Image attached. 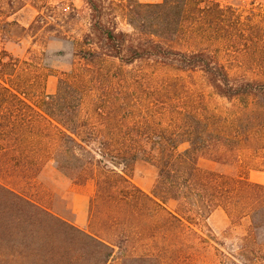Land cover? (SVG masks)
I'll list each match as a JSON object with an SVG mask.
<instances>
[{
    "label": "trees",
    "instance_id": "obj_1",
    "mask_svg": "<svg viewBox=\"0 0 264 264\" xmlns=\"http://www.w3.org/2000/svg\"><path fill=\"white\" fill-rule=\"evenodd\" d=\"M83 1L88 9V25L74 54L85 63L95 64L107 58L122 65L147 61L177 74L198 72L211 93L231 105L218 110L193 101V95L189 105L169 114L158 135L145 130L144 134L150 135L97 139L92 153L86 148L90 141L54 117L49 106L54 94L46 95L48 99L42 103L48 105L41 107L49 117L46 120L49 124L55 120L56 124H52L64 140L83 150L78 174L84 180L94 178L97 182L88 205L87 229L59 221L49 210L18 194L26 205L56 220L58 228L64 225V238L74 247L63 248L56 239H45L36 229L32 232L24 219L20 220L24 226L22 243L28 244L30 250L22 254L6 249L0 254L2 264H12L17 257L29 260L27 264H108L116 259L121 236L126 234L129 240L139 234L141 238L153 239L158 229L162 237L170 230L166 248L170 256L173 253V264L185 259L196 264L201 251H206L210 262L216 257L219 264L264 262V184L252 182L242 174L203 168L198 163L202 157L221 163H243L241 157L247 152L264 153V0L240 5L221 0ZM22 3L20 0L12 11L0 7V25L26 30L16 19L7 20ZM118 16L131 26V31L118 28ZM36 17L44 20L41 13ZM18 64L17 57L0 48V136H8L16 127L22 132V126L29 124L16 120L19 110L8 106L12 102L37 112L33 99H28L20 87L24 84ZM21 132L17 139L22 144L31 142L23 139ZM183 143L186 146L179 149ZM138 159L157 169L150 192L131 179ZM169 201L174 202L172 208ZM217 208L224 211L230 224L247 220L244 234L233 249L229 247L225 252L220 249L223 242L210 229L203 231L201 225ZM29 223L36 228L40 225ZM154 248L149 246L139 256L149 259ZM123 256L135 258L132 254Z\"/></svg>",
    "mask_w": 264,
    "mask_h": 264
},
{
    "label": "rangeland",
    "instance_id": "obj_2",
    "mask_svg": "<svg viewBox=\"0 0 264 264\" xmlns=\"http://www.w3.org/2000/svg\"><path fill=\"white\" fill-rule=\"evenodd\" d=\"M19 1L0 0V7L4 11H12ZM138 1L154 3L161 0ZM250 1L221 0L222 3L233 5ZM22 4L7 20L16 19L26 30L0 25V48L4 47L18 58L24 84L20 87L25 89L28 99H33L31 101L37 112L17 102L8 105L19 110L16 120L20 123L21 120L25 123L29 121L28 125L22 126V137L31 142L22 144L17 139L21 137L20 128L17 127L8 136H0V254L6 249L28 253L30 247L22 243L24 226L20 220L24 219V224H28L32 232L36 229L41 237L56 239V244L59 243L63 248L71 250L74 247L64 238V225L58 228L56 220L46 218L40 209L26 205L22 198L19 200V195L28 198L39 208L49 210L59 221L64 220L87 229L88 205L96 192L97 182L94 178L84 180L78 174L83 150L64 140V135L53 126L55 120L51 121L53 124L46 120L49 117L41 110L42 106L48 105L42 103L44 98L48 99L46 95L54 94V101L49 103L54 117L58 121H65L90 141L86 148L92 153L95 152L97 139L123 140L150 135L144 134L145 130L158 135L169 114L174 109L189 105L193 95V101L207 103L208 107L218 110L231 105L226 99L212 94L211 88L198 72L191 75L177 74L147 61L122 65L118 60L107 58L95 64L85 63L74 54L79 46V37L88 25V9L83 0H23ZM38 13L42 14L44 20L37 19ZM116 21L119 29L126 32L132 30L121 16ZM262 120L264 122V116ZM30 124L33 126L30 127ZM185 146L183 143L179 149ZM53 155L55 159H52ZM241 159L243 163H221L202 157L198 163L203 168L229 175L242 174L252 182L264 184V153L247 152ZM156 176L157 169L153 164L142 159L136 160L131 179L138 187L150 192ZM86 183H90L88 188L84 186ZM89 192L91 195L86 201ZM85 203L86 218L81 221L75 211ZM173 205V201L168 202L169 207ZM32 221L40 225L33 227L29 223ZM246 224V219L239 224H230L221 208L215 209L201 222L203 231L210 229L223 242L220 249L224 252L229 247H235L238 237L245 232ZM169 231L168 238L162 237L160 229L155 231L153 239L141 238L138 234L136 238L133 236L128 240L124 234L119 240L120 250L117 251L120 253L117 252L116 259L108 264H173V253L170 256L166 248L167 243H170ZM149 246H155L154 254L149 259L139 256ZM126 254L135 255V258L123 256ZM206 257V251H201L196 264H219L215 261L216 257L213 262ZM28 262L17 257L12 264ZM2 263L4 261H0ZM179 264L191 263L185 259Z\"/></svg>",
    "mask_w": 264,
    "mask_h": 264
},
{
    "label": "crops",
    "instance_id": "obj_3",
    "mask_svg": "<svg viewBox=\"0 0 264 264\" xmlns=\"http://www.w3.org/2000/svg\"><path fill=\"white\" fill-rule=\"evenodd\" d=\"M263 178H264V176H262ZM85 188L87 187H89L90 186V183H86L85 185ZM90 195H91V193L89 192L88 194H87V196H86V201H88V199H89V197H90ZM85 206H86V203L85 204H83V207H81V208H79V209H77L76 211H75V214L79 217V219L82 221V220H85Z\"/></svg>",
    "mask_w": 264,
    "mask_h": 264
}]
</instances>
